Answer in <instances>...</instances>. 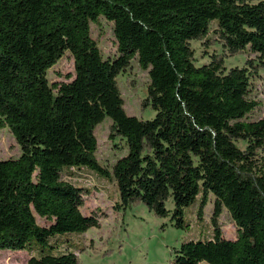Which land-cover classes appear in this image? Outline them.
I'll use <instances>...</instances> for the list:
<instances>
[{
    "label": "trees",
    "instance_id": "16d2710c",
    "mask_svg": "<svg viewBox=\"0 0 264 264\" xmlns=\"http://www.w3.org/2000/svg\"><path fill=\"white\" fill-rule=\"evenodd\" d=\"M100 17L114 24L115 58L92 36ZM195 41L208 62L198 64ZM66 51L75 77L52 83L49 70ZM247 51L255 58L226 67ZM134 59L150 76L142 109L152 118L125 109L118 78ZM261 69L264 0H0V127L21 148L0 159V249L35 250L28 264H82L85 246L57 252L51 240L100 226L81 210L84 188L63 179L91 169L113 179L117 211L144 205L180 228L187 207L198 200L201 218L216 197L213 235L181 243L170 264H264V115L251 118ZM108 117L110 139L126 149L110 168L95 134ZM223 208L236 239L219 226Z\"/></svg>",
    "mask_w": 264,
    "mask_h": 264
},
{
    "label": "rangeland",
    "instance_id": "374dc122",
    "mask_svg": "<svg viewBox=\"0 0 264 264\" xmlns=\"http://www.w3.org/2000/svg\"><path fill=\"white\" fill-rule=\"evenodd\" d=\"M91 31L105 58H115L119 55L113 22L100 17L97 22L91 24ZM192 44L197 51L198 64L208 62L210 57L204 55L203 43L195 41ZM211 50L223 52L218 44L213 45ZM254 58L255 53L252 51L228 57L226 67L229 69L243 66L248 59ZM48 77L52 83L68 82L75 77V60L71 52L66 51L50 68ZM253 82L252 96L260 105L251 113V118L257 119L264 115V69L259 71ZM118 84L128 114L144 119L154 117L155 112L151 108L142 109L150 76L147 70L141 68L137 59H134L129 69L119 76ZM111 123L112 120L108 117L95 129L98 160L109 168L117 158L126 153V149L120 150L116 147V143L120 145L119 139L115 141L110 139ZM20 154V145L10 129L0 127V159L16 158ZM63 179L84 188V205L81 210L86 215H97L100 222L99 227H92L86 233L60 234L63 237L51 240L57 242L55 250L57 252L75 249L72 248L71 242L85 246V251L78 252L82 264H170L172 251L181 243L213 235L211 220L216 200L213 194H210L201 218L197 213L198 200L186 208L185 227L180 228L171 220V215L159 218L144 205H133L117 211L115 202L119 200V192L113 179H105L91 169H82L73 177L63 175ZM167 207L172 211L174 207L172 199L167 202ZM38 222L44 226L51 224L50 220L40 216ZM218 222L226 238H237V227L228 209L223 208ZM68 236L69 239H65ZM35 254L36 251L31 248L0 249V264H28L29 259Z\"/></svg>",
    "mask_w": 264,
    "mask_h": 264
}]
</instances>
